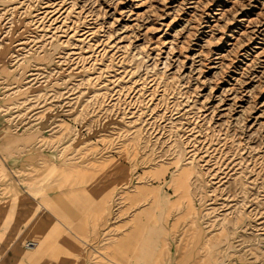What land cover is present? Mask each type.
Returning a JSON list of instances; mask_svg holds the SVG:
<instances>
[{"label": "rangeland", "instance_id": "1", "mask_svg": "<svg viewBox=\"0 0 264 264\" xmlns=\"http://www.w3.org/2000/svg\"><path fill=\"white\" fill-rule=\"evenodd\" d=\"M0 264H264V0H0Z\"/></svg>", "mask_w": 264, "mask_h": 264}, {"label": "built area", "instance_id": "2", "mask_svg": "<svg viewBox=\"0 0 264 264\" xmlns=\"http://www.w3.org/2000/svg\"><path fill=\"white\" fill-rule=\"evenodd\" d=\"M26 246H27V247L34 246V243H33V242H28V243H26ZM31 248H32V247H31Z\"/></svg>", "mask_w": 264, "mask_h": 264}]
</instances>
